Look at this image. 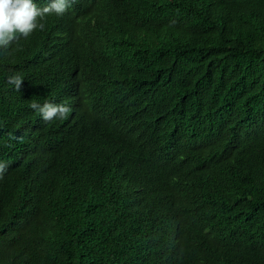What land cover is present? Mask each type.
I'll use <instances>...</instances> for the list:
<instances>
[{"label": "trees", "instance_id": "16d2710c", "mask_svg": "<svg viewBox=\"0 0 264 264\" xmlns=\"http://www.w3.org/2000/svg\"><path fill=\"white\" fill-rule=\"evenodd\" d=\"M43 23L0 49V264H264V0Z\"/></svg>", "mask_w": 264, "mask_h": 264}, {"label": "clouds", "instance_id": "9594fccd", "mask_svg": "<svg viewBox=\"0 0 264 264\" xmlns=\"http://www.w3.org/2000/svg\"><path fill=\"white\" fill-rule=\"evenodd\" d=\"M73 0H0V49L7 48L18 36L28 37L34 30H43V21L49 15L62 16L72 5ZM22 76L14 73L6 77L7 85L18 91ZM29 108L39 114L41 120L52 121L64 118L69 107L64 103L45 101L39 103L33 100ZM4 165L0 163V169Z\"/></svg>", "mask_w": 264, "mask_h": 264}]
</instances>
